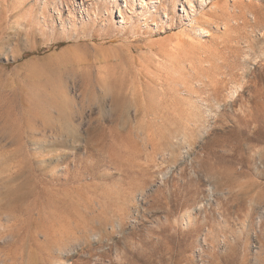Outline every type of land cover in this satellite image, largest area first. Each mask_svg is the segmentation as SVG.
<instances>
[{
  "label": "rangeland",
  "instance_id": "rangeland-1",
  "mask_svg": "<svg viewBox=\"0 0 264 264\" xmlns=\"http://www.w3.org/2000/svg\"><path fill=\"white\" fill-rule=\"evenodd\" d=\"M154 1L0 0V264H264V0Z\"/></svg>",
  "mask_w": 264,
  "mask_h": 264
},
{
  "label": "bare ground",
  "instance_id": "bare-ground-1",
  "mask_svg": "<svg viewBox=\"0 0 264 264\" xmlns=\"http://www.w3.org/2000/svg\"><path fill=\"white\" fill-rule=\"evenodd\" d=\"M207 1H210V0H201L200 3H201V4H204V3H206ZM149 2H150V4H154V5H156V3H157V2H155L154 0H149ZM124 3H125V6H124V7L127 8V7H128V3L126 2V0H124ZM187 4L190 5V8H192V9L194 8L192 2H187ZM116 9L118 10V13H119V16H118V17L125 19V17L123 16V14H124L123 10H121V8H119V7H117ZM223 12H224V11H223ZM226 14H227V13H226ZM207 19H209V18H207ZM209 20H210V19H209ZM207 22H208V21H206L205 23H207ZM227 22H228V21H227ZM225 26L228 28V27H229V26H228V23H225ZM207 27H210V24H209V23H207L205 26H198V25H197V26H196V30H197L198 35H201V36L210 35V34H211V33H210V30L207 29ZM226 30H227V29H226ZM227 31H228V30H227ZM263 36H264V35H263ZM238 64H239V63H238ZM205 67H206V66H205ZM230 67H231V66H230ZM225 68H226V67H225ZM212 69H213V68H212ZM193 70H194V68H193ZM231 71H232V70H231ZM232 72H233V71H232ZM209 77H210V76H209ZM194 78H195V77H194ZM198 78H199V77H198ZM224 80H225V79H224ZM240 83H241V82H240ZM240 83H239V84H240ZM244 83H245V82H244ZM241 84H242V83H241ZM241 84H240V85H241ZM210 85H211V84H210ZM186 86H187V85H186ZM186 86H185V87H186ZM225 86H226V85H225ZM218 87H219V86H218ZM235 87H236V86H235ZM238 87H239V86H238ZM187 88H188V87H187ZM219 88H220V87H219ZM239 88H240V87H239ZM239 88H238V89H239ZM241 88H242V86H241ZM185 89H186V88H185ZM223 89H224V88H223ZM187 90H189V89H187ZM218 90H219V89H218ZM235 90H236V89H235ZM189 91H190V90H189ZM214 92L217 93L218 91H217V90L215 91V88H214ZM219 92H220V90H219ZM219 92H218V93H219ZM218 93H217V94H218ZM231 93H232V92H231ZM235 93H237V91H236ZM192 94H193V93H192ZM230 95H231V94H230ZM228 96H229V95H228ZM226 97H227V96H226ZM207 98H208V97H207ZM232 98H234V97H232ZM216 99H217V98H216ZM227 99H230V97L227 98ZM208 100H209V99H208ZM231 100H232V99H231ZM215 102H216V101H215ZM225 102H226V101H225ZM205 103H206V102H205ZM218 103H219V102H218V99H217V104H218ZM217 104H216V105H217ZM216 105H215V106H216ZM216 107H217V106H216ZM218 107H219V106H218ZM218 107H217V108H218ZM219 108H220V107H219ZM196 109H197V108H196ZM196 109H195V110H196ZM193 110H194V109H193ZM197 110H199V109H197ZM210 111H211V110H210ZM193 112H194V111H193ZM193 112H192V113H193ZM196 114H197V113H196ZM200 114H201V112H200ZM200 114H198V115L200 116ZM193 115H195V113H194ZM198 115H197V116H198ZM195 116H196V115H195ZM199 116H198V118H199ZM196 120H197V119H196ZM199 121H200V119H199ZM185 126H187V125H185ZM185 128H186V127H185ZM185 128H184V129H185ZM170 153H171V152H170ZM120 205H121V204H119V206H120ZM121 206H122V205H121ZM122 208H123V207H121V209H122ZM121 209H120V211H121ZM124 209H125V210H122L123 212L121 211L122 213H121V215H120V221H122V222H120V224H122L123 221L125 220L124 218H125L126 213H127L126 211H128V210H126L127 208H124ZM128 212H129V211H128ZM99 214H101V213H99ZM99 214H98V215H99ZM100 216H101V215H100ZM93 218H94V217H93ZM95 219H96V218H95ZM123 219H124V220H123ZM98 223L101 224L102 222L99 221ZM92 224H93V225L89 228V231L91 232V235H94V234H96V231L98 232V230L96 229V226L94 225V224H96V222L94 221V222H92ZM123 224H125V223H123ZM121 228H122V227H121ZM102 231H103V229H102ZM98 233H99V232H98ZM99 234H100V237H99V238L102 239V237L104 236L103 232H100ZM91 235H90V236H91ZM89 241H90V240H89ZM87 242H88V241H87ZM90 243H91V242H90ZM80 245H81V244H80ZM63 246H64V245H63ZM60 247H61V246H60ZM62 249H63V248H62ZM65 253H67V252H65ZM68 253H69V252H68Z\"/></svg>",
  "mask_w": 264,
  "mask_h": 264
}]
</instances>
